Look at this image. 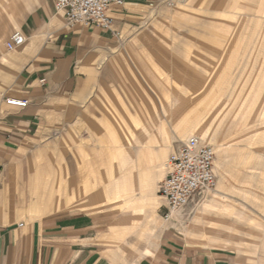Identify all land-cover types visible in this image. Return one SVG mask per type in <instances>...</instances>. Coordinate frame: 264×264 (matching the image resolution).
<instances>
[{
  "label": "crops",
  "instance_id": "0c3cea01",
  "mask_svg": "<svg viewBox=\"0 0 264 264\" xmlns=\"http://www.w3.org/2000/svg\"><path fill=\"white\" fill-rule=\"evenodd\" d=\"M169 1L126 0L123 7L112 6L111 31L69 27L52 0H18L14 9L10 2L2 4L0 264H264V214L259 225L244 228L241 245L204 243L200 231L192 235L184 227L192 214L188 206L198 195L169 222L161 218L164 202L156 207L148 202L152 194L142 214L108 209L103 206L107 198L97 199L91 177L92 170L106 165L59 160L69 151L84 157L82 148L72 150L69 140L86 129L90 107H106L111 104L108 94L123 98L126 86L138 83L139 72L124 60L136 57L144 43L154 42L139 31ZM16 32L24 42L9 52L5 45ZM8 99L28 104L13 107L6 104ZM93 120L99 123L94 127L101 133L98 137H106V116ZM148 121L140 125L138 112L131 109L124 125L131 147L142 155L169 151L170 145L154 141L169 138V127ZM77 171L85 173L76 183L78 191L72 182Z\"/></svg>",
  "mask_w": 264,
  "mask_h": 264
},
{
  "label": "rangeland",
  "instance_id": "374dc122",
  "mask_svg": "<svg viewBox=\"0 0 264 264\" xmlns=\"http://www.w3.org/2000/svg\"><path fill=\"white\" fill-rule=\"evenodd\" d=\"M8 2L14 9L18 0H0V12ZM171 2L154 10L139 31L154 42L124 60L139 72L138 83H129L123 98L108 94L106 107H90L86 129L69 140L84 157L69 151L59 160L106 165L91 171L97 199L107 198L105 208L139 215L148 202L163 205L159 185L174 147L191 137L202 143V135L215 154L217 183L188 206L192 214L184 227L192 235L200 231L204 243L241 245L244 228L259 225L264 214V0ZM131 109L140 125L158 120L169 127V138L154 139L155 145H170L169 151L135 152L124 126ZM95 115L106 116V137H98ZM77 172L74 180L81 182L85 173ZM200 208L212 216L202 226L194 220Z\"/></svg>",
  "mask_w": 264,
  "mask_h": 264
},
{
  "label": "built area",
  "instance_id": "2783aa9c",
  "mask_svg": "<svg viewBox=\"0 0 264 264\" xmlns=\"http://www.w3.org/2000/svg\"><path fill=\"white\" fill-rule=\"evenodd\" d=\"M125 1L52 0L54 10L64 17L69 27L80 25L96 27L102 31H111L113 18L109 13L110 8L123 7ZM172 4L170 1L168 6ZM23 42L24 38L20 33H13L5 45L6 50L14 51ZM6 104L24 108L28 102L8 99ZM214 159L213 149L200 143L195 137L187 139L177 151L169 155L165 163V176L159 185V196L164 202L161 215L164 222H169L201 192L215 189L217 180Z\"/></svg>",
  "mask_w": 264,
  "mask_h": 264
},
{
  "label": "bare ground",
  "instance_id": "6f19581e",
  "mask_svg": "<svg viewBox=\"0 0 264 264\" xmlns=\"http://www.w3.org/2000/svg\"><path fill=\"white\" fill-rule=\"evenodd\" d=\"M3 36V35H2ZM0 41H1V39H0ZM199 137L201 138V142H202V144H205L204 142H206V139H205V137L204 136H202V135H199ZM66 139V138H65ZM68 142V141H67ZM53 167V166H52ZM57 167V166H56ZM78 167V166H77ZM76 167V168H77ZM82 167H84V166H82ZM55 169V168H54ZM56 169H58V168H56ZM60 170V169H59ZM57 171V170H56ZM57 172H59V171H57ZM82 173H83V171H82ZM81 173V174H82ZM78 174V173H77ZM57 176V175H56ZM76 177H79V174L76 176ZM83 177V176H82ZM55 178H57V177H55ZM66 179V178H65ZM71 179V178H70ZM73 179V178H72ZM71 179V180H72ZM75 179V178H74ZM72 180V182H73V184H74V186L76 185V180ZM67 180V179H66ZM54 181V180H53ZM68 181V180H67ZM70 181V180H69ZM63 182V181H62ZM39 183V182H38ZM55 183H57V182H55ZM63 184V183H62ZM117 184V183H116ZM36 186V185H35ZM51 186V185H50ZM68 186V185H67ZM71 186V185H70ZM56 187V186H55ZM76 188H75V190H80V189H78V186L76 185L75 186ZM68 188H69V186H68ZM51 189V188H50ZM55 190V189H54ZM69 190V189H68ZM82 190V189H81ZM50 191V190H49ZM76 191V193H78ZM61 194V193H60ZM95 195L97 196V198H99L100 197V194L99 193H95ZM113 195V194H112ZM89 196V195H88ZM91 197V196H90ZM69 199V198H68ZM75 200V199H74ZM79 200V199H78ZM54 202V201H53ZM211 205L213 204V202H209ZM51 204H54V203H51ZM210 217H212V216H210V215H208L206 212H205V210L203 209V208H200V210L197 212V215L194 217L195 219V222L199 225H201V224H203L205 221H208L209 219H210ZM212 219V218H211ZM203 222V223H202ZM202 226V225H201ZM197 228V227H196Z\"/></svg>",
  "mask_w": 264,
  "mask_h": 264
}]
</instances>
